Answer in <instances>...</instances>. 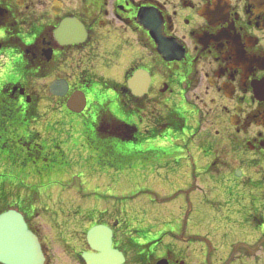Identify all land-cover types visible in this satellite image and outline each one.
Wrapping results in <instances>:
<instances>
[{
  "label": "flooded vegetation",
  "instance_id": "flooded-vegetation-1",
  "mask_svg": "<svg viewBox=\"0 0 264 264\" xmlns=\"http://www.w3.org/2000/svg\"><path fill=\"white\" fill-rule=\"evenodd\" d=\"M51 112L83 116L94 172L174 194L90 215L87 229H112L123 264H264V0H0V173L20 161L18 179L64 175L70 161L50 143ZM196 125L200 141L188 135ZM167 143L186 158L163 152ZM190 147L213 186L174 214L165 203L192 183ZM4 178L0 203L15 185ZM22 211L50 264L38 209ZM72 226L59 225V244L85 264L87 229Z\"/></svg>",
  "mask_w": 264,
  "mask_h": 264
},
{
  "label": "rangeland",
  "instance_id": "rangeland-1",
  "mask_svg": "<svg viewBox=\"0 0 264 264\" xmlns=\"http://www.w3.org/2000/svg\"><path fill=\"white\" fill-rule=\"evenodd\" d=\"M178 108H179L178 112L180 113L183 112L188 113L190 111L189 106L186 103H184L182 100L179 101ZM52 114L54 115L55 113L51 112V115ZM72 117H75V120L73 121L75 127L79 125L78 124L79 122L77 121L82 122L83 120V116L80 115H73ZM54 120H56V118H51L50 119L51 123L49 124L51 125ZM63 124H64L63 122L59 124L58 128H63L64 127ZM54 129H55L54 126H52L51 132ZM61 134L63 136L64 143H71L70 139L68 138V135L65 136L64 133ZM188 135L195 136V139L199 141L204 138L202 131H198V125L194 126L193 129L188 130ZM174 142H175V138L173 137L171 143L173 144ZM171 143H167L166 146H163L162 151L165 152L166 154L178 152L180 155L186 158L187 153L185 151V147L184 148L179 147V145L178 146L176 145L177 146L176 147ZM177 143H186V142L179 140V142ZM60 145L62 146V143ZM211 145H212L211 143H207L204 150L206 152H210ZM83 146L85 147L88 146L91 151L94 150V147L90 146L89 144L87 145L83 144ZM74 150L75 153L73 154L72 152L69 153V156H71V159L73 161L70 162L69 168L67 169V171H65L64 175H62L63 171L61 170L60 174L56 173L54 175H51L46 180V183L55 182L54 184L50 183L47 189L46 187L44 189L41 186L34 188L37 182L34 179H31L28 180L29 182L21 183V184H25L26 186H31L30 188L25 190L19 189L18 191L19 196H21L23 200L29 202V206H28L29 208L27 207V209L29 210L30 208L31 210L38 209V212L40 213L38 219L41 220V222L44 221L45 223L43 224L46 225L47 228H49V232H48L46 227H42L43 230L42 234L43 237H45L47 236L48 233L49 238L48 240L46 239L45 242L47 244L50 243L49 244L50 247L49 253L51 255L50 264H78L77 259H75L77 257L70 255V250L67 249L65 246H63V244H59V240H58L59 238H57L58 233L60 232L59 225H61V222H63L64 220H68L69 223L73 222V217L75 215H78V217H82L86 213L85 210L90 207L96 208L97 206H101L104 209V207L106 208L107 206L109 207L118 206L120 208L122 205L126 204L127 202L131 203V205L140 202L151 203L152 201L153 203H161V202L163 203L165 198L169 199L174 195L171 193L167 194V192L158 191V189L156 188H159V185L153 186V188H155L156 190H153V188L151 187H141L142 183L139 184V180H140L139 178L136 177L131 178L126 176L125 174L118 176L112 181L103 182V180L101 179V184H100V180L98 179L97 174L91 177V175L94 173L92 167L88 166L84 161L80 160L77 155V149ZM189 155L192 156L193 158L190 164V180L192 183L188 188L176 194L175 195L176 197L173 200L165 203V205L168 207L169 210L175 211L174 214H177L180 211L181 205L182 206L186 205L187 202H190V200L194 198V195L198 192L197 188L211 189L213 186L212 180L202 174L203 171L202 168L207 163V159L205 158V156L197 155L196 150L193 147H190ZM20 166H21L20 161H18L16 164H14L13 170H11L10 172H4V173L1 172L0 174L2 175V177H5L4 179L9 178L10 174L14 179H16L18 178L17 176L21 175L19 172L21 168ZM62 167H66V166H62ZM99 167L101 168V166ZM28 168H32V165H29ZM83 173L90 174V177H84ZM79 176H81V178L83 176V180L79 178ZM137 182L138 184H134ZM146 182L147 180H145V184ZM215 184L216 187H220L218 181H215ZM38 185H44V184L38 182ZM92 186H98L104 191L96 190ZM110 186H114L113 187L114 194L107 193L108 190L106 189H108ZM11 187L13 186H10V182H9L6 186V189L8 190ZM118 194L123 195V197H121V195ZM117 198L119 200V203L116 202ZM7 201L10 203H15L16 200L14 199V197L7 196ZM24 203L26 204L25 201ZM32 203L33 205H31ZM42 209H47V210L44 211ZM67 215L70 218H68ZM49 223L51 224L49 225ZM80 245H83V242H81V240H80ZM72 252L75 253L74 250ZM59 254H60V258L58 257ZM54 256L56 257L57 261L54 259ZM206 264H215V261L212 257L209 256L206 257Z\"/></svg>",
  "mask_w": 264,
  "mask_h": 264
},
{
  "label": "water",
  "instance_id": "water-1",
  "mask_svg": "<svg viewBox=\"0 0 264 264\" xmlns=\"http://www.w3.org/2000/svg\"><path fill=\"white\" fill-rule=\"evenodd\" d=\"M135 90L144 86L142 75L130 81ZM84 99V98H83ZM85 100V99H84ZM84 107L74 112L82 111ZM112 231L103 225L91 228L87 239L97 253H83L86 264H122L123 255L112 249ZM45 257L37 236L28 228L24 216L15 209L0 214V263L44 264Z\"/></svg>",
  "mask_w": 264,
  "mask_h": 264
},
{
  "label": "crops",
  "instance_id": "crops-1",
  "mask_svg": "<svg viewBox=\"0 0 264 264\" xmlns=\"http://www.w3.org/2000/svg\"><path fill=\"white\" fill-rule=\"evenodd\" d=\"M90 152L89 150L86 148V147H80L78 150H77V155H78V158L81 157V160L84 161L88 156H89ZM96 174H93L91 175L92 176H95ZM98 176V175H97ZM87 177H90V175H87ZM107 180V179H106ZM101 187V186H100ZM97 188V187H96Z\"/></svg>",
  "mask_w": 264,
  "mask_h": 264
},
{
  "label": "trees",
  "instance_id": "trees-1",
  "mask_svg": "<svg viewBox=\"0 0 264 264\" xmlns=\"http://www.w3.org/2000/svg\"><path fill=\"white\" fill-rule=\"evenodd\" d=\"M8 208H10V206L9 205H1V207H0V212H2V211H5V210H7Z\"/></svg>",
  "mask_w": 264,
  "mask_h": 264
}]
</instances>
